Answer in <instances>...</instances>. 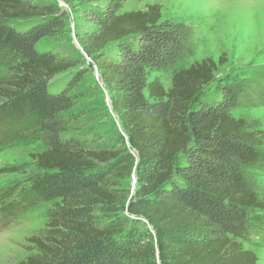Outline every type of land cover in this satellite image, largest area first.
Here are the masks:
<instances>
[{
    "label": "trees",
    "instance_id": "1",
    "mask_svg": "<svg viewBox=\"0 0 264 264\" xmlns=\"http://www.w3.org/2000/svg\"><path fill=\"white\" fill-rule=\"evenodd\" d=\"M61 1L80 12V54L96 66L123 134L116 146L64 137L84 70L79 58L35 46L65 28L67 12L52 0H0V59H11L0 109L40 132L45 149L30 155L29 191L51 204L18 264H257L242 239L264 224L256 213L264 200L245 169L259 160L264 132L231 113L243 81L221 82L217 99L199 100L224 60L179 68L193 31L163 18L159 4L119 13L124 0ZM32 17L23 30L9 24ZM130 175L132 192L121 186Z\"/></svg>",
    "mask_w": 264,
    "mask_h": 264
},
{
    "label": "rangeland",
    "instance_id": "2",
    "mask_svg": "<svg viewBox=\"0 0 264 264\" xmlns=\"http://www.w3.org/2000/svg\"><path fill=\"white\" fill-rule=\"evenodd\" d=\"M52 1L67 12L66 26L57 35L41 38L35 47L38 51H58L79 58L81 62L77 67L84 70L83 78L71 91L75 105L65 112L72 117L64 137L78 136L91 146H116L117 135L123 131L109 91L96 66L80 54L75 43L74 25L80 12L61 0ZM153 3L161 6L163 18L185 23L193 31L179 68L205 58L224 60L214 72L213 80L200 92L199 100L217 99L218 85L236 77L243 81L245 92L240 104L231 110L232 115L253 123L264 132V0H124L118 12L143 9ZM94 5L101 7L102 3ZM37 20L36 17L15 19L9 24L23 30ZM9 60V57L0 59V78L6 74ZM73 70L52 78L48 89L62 88ZM163 83L165 87L170 86L166 78ZM26 127L10 112L0 109V264H18L30 254L26 238L45 227L46 211L51 205L29 191L28 175L36 170L35 160L30 155L43 151L45 146L40 132ZM258 152L259 160L246 168L245 173L264 200V145ZM135 181L136 177L130 175L121 186L132 192ZM256 213L264 223V210ZM242 243L257 255V264H264V224H258Z\"/></svg>",
    "mask_w": 264,
    "mask_h": 264
},
{
    "label": "water",
    "instance_id": "3",
    "mask_svg": "<svg viewBox=\"0 0 264 264\" xmlns=\"http://www.w3.org/2000/svg\"><path fill=\"white\" fill-rule=\"evenodd\" d=\"M76 45L79 47V45L77 44V42L75 41ZM80 48V47H79ZM96 74L98 75L97 71H96ZM117 121H118V118H117ZM156 254L158 255V248H157V251H156Z\"/></svg>",
    "mask_w": 264,
    "mask_h": 264
}]
</instances>
